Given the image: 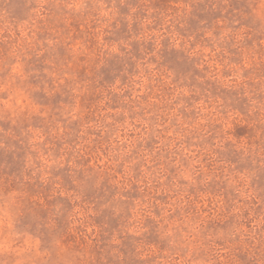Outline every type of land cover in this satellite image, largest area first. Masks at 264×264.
<instances>
[{
  "label": "rangeland",
  "instance_id": "obj_1",
  "mask_svg": "<svg viewBox=\"0 0 264 264\" xmlns=\"http://www.w3.org/2000/svg\"><path fill=\"white\" fill-rule=\"evenodd\" d=\"M0 264H264V0H0Z\"/></svg>",
  "mask_w": 264,
  "mask_h": 264
}]
</instances>
